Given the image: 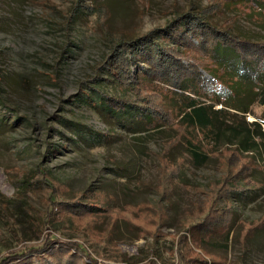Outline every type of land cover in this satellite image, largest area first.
<instances>
[{"label": "rangeland", "instance_id": "374dc122", "mask_svg": "<svg viewBox=\"0 0 264 264\" xmlns=\"http://www.w3.org/2000/svg\"><path fill=\"white\" fill-rule=\"evenodd\" d=\"M191 2L213 10L219 26L264 40V0H96L106 6L101 15L83 10L71 23V0H0V257L42 246L32 253L39 256L52 238L60 264H264V155L218 144L196 157L185 139L202 132L176 114L196 97L216 109L243 102L253 120L262 107L245 98L264 86V62L246 74L219 45L212 60L195 50L179 58L212 71L198 65L204 80L201 89L189 80L193 93L149 78L130 89L97 85L154 110L159 125L150 129L75 99L107 52L103 21L143 34ZM156 38L174 43L162 31ZM231 181L240 192L230 196ZM206 220L213 229L200 238L194 225Z\"/></svg>", "mask_w": 264, "mask_h": 264}, {"label": "trees", "instance_id": "16d2710c", "mask_svg": "<svg viewBox=\"0 0 264 264\" xmlns=\"http://www.w3.org/2000/svg\"><path fill=\"white\" fill-rule=\"evenodd\" d=\"M95 1L71 0L67 23H71L83 10H94L97 15H101L106 6L96 4ZM212 11L191 2L185 10L175 11L163 27H156L138 35L129 34L123 30H113L103 21L102 33L107 52L103 59L92 68L93 75L80 81L81 86L75 99L91 106L102 102L106 105L107 110L117 113L122 121L132 116L135 117V120L140 121L145 129H150L159 125L154 110L127 98L109 95L98 89L97 85L102 81H108L116 82L125 89L126 87L130 89L136 88L138 81L142 80L141 78H149L167 84L177 92L193 93L196 90L189 84V80L194 79L195 86L201 89L204 78L199 67L203 66L199 63L184 65L179 58L184 55V51L195 50L212 60L215 59L216 47L219 45L221 48L232 50L242 64L243 71L253 75L256 65L264 62V40L254 41L244 38L229 27L219 26L214 19V21L211 19ZM161 31L166 34L168 39L174 40L172 45L166 44V40L160 42L156 38V35ZM192 39H196L197 44ZM180 46L185 49L181 50ZM65 48L64 50L67 52L68 46ZM140 62L146 64V67L142 68L144 71L138 70ZM248 65L252 70L247 67ZM203 68L212 72L210 69ZM218 77L214 78L213 84L219 83ZM247 82L250 81L247 80ZM233 83L232 80L231 84ZM90 90L98 94L97 99L91 97ZM249 92L245 98L247 103L255 100L262 107L260 113L253 115L254 119L251 121L245 117L249 110L243 102L237 107L223 104L222 107L216 109L212 102L189 97L180 104L176 114H179L181 124L191 132H202L201 138L191 133L186 136L187 147L193 155L203 158L210 154L212 147L218 144L232 146L238 153L264 155V86L260 91ZM204 143L208 147H205ZM229 185L233 186L232 181L229 182ZM237 192L240 190L234 186L227 191L230 196ZM50 202L53 203L54 199L51 198ZM194 226H196L195 230L200 238L205 233L204 228L208 231L213 229L207 220L203 224ZM52 240V238L47 239L48 248L43 250L39 256L37 253L33 254L35 258L32 255L33 251L39 250L42 246L20 249L2 255L0 263L8 262L16 256H27L29 264H60L54 261L50 255L51 250L58 246L52 243ZM201 240L199 239V242ZM80 250L84 251L83 248ZM62 264L69 263L65 260ZM181 264H186V262Z\"/></svg>", "mask_w": 264, "mask_h": 264}]
</instances>
